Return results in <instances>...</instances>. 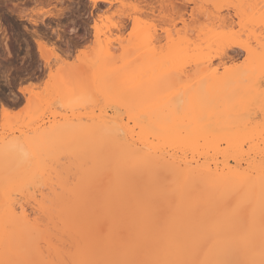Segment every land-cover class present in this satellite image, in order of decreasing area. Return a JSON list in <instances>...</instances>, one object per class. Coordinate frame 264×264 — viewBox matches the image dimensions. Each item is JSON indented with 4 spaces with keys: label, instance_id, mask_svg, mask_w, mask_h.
<instances>
[{
    "label": "bare ground",
    "instance_id": "bare-ground-1",
    "mask_svg": "<svg viewBox=\"0 0 264 264\" xmlns=\"http://www.w3.org/2000/svg\"><path fill=\"white\" fill-rule=\"evenodd\" d=\"M126 45L117 59L107 40L97 63L58 92L71 116L25 143L89 162L85 175L52 184L56 202L40 208L41 246H81L67 264H264V35L244 47L251 62L224 71L176 64L190 55L185 39L159 55L139 40ZM95 99L111 114L101 108L83 120L77 109ZM18 153L0 162L27 158ZM18 220L0 214L12 246L30 234Z\"/></svg>",
    "mask_w": 264,
    "mask_h": 264
},
{
    "label": "rangeland",
    "instance_id": "rangeland-1",
    "mask_svg": "<svg viewBox=\"0 0 264 264\" xmlns=\"http://www.w3.org/2000/svg\"><path fill=\"white\" fill-rule=\"evenodd\" d=\"M236 9H243L240 18ZM250 18L257 23L251 25ZM256 35H264V0H108L96 6L89 0H0V115L2 107L8 110L0 118V155L13 157L19 151L27 157L15 164L0 162V214L9 212L19 219L18 228L28 224L30 229L22 243L13 241L12 246V227L0 224V264H67L81 252V246H41L40 208L55 204L53 185L59 179L85 175L89 162L67 154L50 158L39 141L29 147L25 143L61 115L71 116L69 107L59 104L58 92L97 63L107 40L118 59L120 46L137 40L149 55H159L185 39L190 55L176 64L188 73L200 61L219 71L245 67L253 56L244 47H254ZM20 86L31 89L22 94ZM100 100L78 108L77 116L86 120L101 108L110 115ZM13 137L17 143L2 152L1 144Z\"/></svg>",
    "mask_w": 264,
    "mask_h": 264
}]
</instances>
